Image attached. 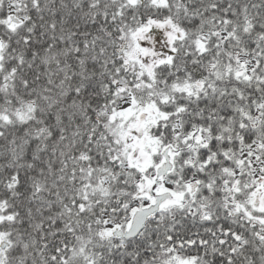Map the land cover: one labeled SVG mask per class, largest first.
Here are the masks:
<instances>
[{"label": "snow or ice", "instance_id": "1", "mask_svg": "<svg viewBox=\"0 0 264 264\" xmlns=\"http://www.w3.org/2000/svg\"><path fill=\"white\" fill-rule=\"evenodd\" d=\"M0 264H264V0H0Z\"/></svg>", "mask_w": 264, "mask_h": 264}]
</instances>
